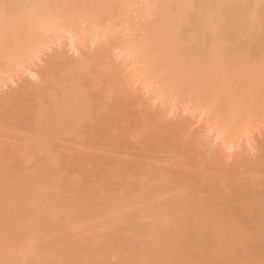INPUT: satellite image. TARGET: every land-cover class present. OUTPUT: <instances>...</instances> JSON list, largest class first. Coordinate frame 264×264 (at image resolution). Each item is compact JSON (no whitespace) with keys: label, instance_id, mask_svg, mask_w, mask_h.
Wrapping results in <instances>:
<instances>
[{"label":"bare ground","instance_id":"obj_1","mask_svg":"<svg viewBox=\"0 0 264 264\" xmlns=\"http://www.w3.org/2000/svg\"><path fill=\"white\" fill-rule=\"evenodd\" d=\"M65 36L0 95V264H264V146L227 162L147 106L263 129L264 0H0V84Z\"/></svg>","mask_w":264,"mask_h":264},{"label":"rangeland","instance_id":"obj_2","mask_svg":"<svg viewBox=\"0 0 264 264\" xmlns=\"http://www.w3.org/2000/svg\"><path fill=\"white\" fill-rule=\"evenodd\" d=\"M133 15H135V13L133 14ZM137 17V16H136ZM134 18V19H137V18ZM65 38H66V40L64 39V37H62V42H61V44H58L57 46H55L54 47V45H53V47L51 48V46H50V48L51 49H49L50 50V52H49V50H47L48 48H46V50L44 51L43 49L41 50V51H39V52H41V54H40V58H38V60L36 61L35 60V62H34V64L32 63V65H29L28 67L31 69H29V68H24L25 69V72L26 73H29V75L28 74H25V72H24V74H21V73H18L17 74V76L14 78V76L12 75L11 77L12 78H10V80L11 81H9V80H5V82H6V84H5V82L4 83H2V84H0V95L3 97L4 96V98L6 97V96H8L5 92L8 90H10V89H15V87L17 86L18 88H19V84L18 83H20V84H22L23 83V81H19L20 80V76H21V79H22V77H23V79H24V77H25V79L27 80V82L30 80V82H32L34 79L36 80V82L35 83H37V81H38V79L40 78V76H38V74H39V71H41L42 69L40 68V67H43L52 57H50V56H52V55H54L55 53H57V51L59 50V52L58 53H60V51L62 52V53H64L63 51L65 50V53L64 54H62L61 53V55H65V56H67L66 58H71V56H72V59H73V57H74V59H75V57L76 56H78V54L80 53V54H82L83 52H85L87 49H86V47L84 48V46H83V48H81V44L79 45L78 44V46H79V49L77 48V46H75V48H77L78 50H76L75 48H74V46L72 47V46H70V45H73L74 43H72V42H70L69 43V39H67V36H65ZM66 41V42H63V41ZM60 41V40H59ZM68 41V42H67ZM90 43H92V44H90V45H88V47H90L91 45H93L91 48H93V50L95 49V47H97V46H95L93 43L95 42H91V41H89ZM58 43H60V42H58ZM62 43H63V45H62ZM67 43H69L70 45H66ZM72 43V44H71ZM86 44H84L85 46H87V44H88V42H85ZM76 45V44H75ZM83 45V44H82ZM97 45V44H96ZM61 48H60V47ZM64 46V47H63ZM95 46V47H94ZM63 47V48H62ZM72 47V48H71ZM58 48V49H57ZM60 48V49H59ZM91 48H90V50H91ZM64 49V50H63ZM84 51H83V50ZM56 50V51H55ZM93 50H91V51H93ZM52 51H53V53H52ZM54 51H55V53H54ZM81 51H83L82 53H81ZM89 51V50H88ZM38 52V53H39ZM43 53V54H42ZM46 53V54H45ZM51 53H52V55H51ZM117 53V52H116ZM49 54V55H48ZM79 54V57L81 56ZM114 55L115 53H111L110 55ZM46 55V56H45ZM48 56V57H47ZM116 56V55H115ZM38 57H39V54H38ZM79 57H76V58H79ZM112 57V56H111ZM117 58L116 59H120V58H118V55L116 56ZM46 58H47V61H44V59L46 60ZM113 58H114V56H113ZM41 59V61H39ZM73 59V60H74ZM115 59V58H114ZM115 59V60H116ZM113 60V59H112ZM45 62V63H44ZM114 62V61H113ZM41 64V65H40ZM44 64V65H43ZM135 66V65H134ZM127 67L128 66H126V69H127ZM130 67H131V70H132V68H133V64L132 65H130ZM29 70L31 71V72H29ZM130 70V71H131ZM24 71V70H23ZM23 71H21L22 73H23ZM28 71V72H27ZM129 71V67H128V69L126 70V72L127 73H129L128 72ZM125 72V74L126 75H131V74H127ZM30 73L32 74L33 73V75H30ZM36 74V75H35ZM26 75H27V77L28 78H26ZM129 77H131V76H129ZM37 78V79H36ZM16 79H19V80H16ZM22 79V80H23ZM24 79V80H25ZM13 80V81H12ZM14 80H16V82L14 81ZM17 81H19L18 83H17ZM135 81V80H134ZM137 81V80H136ZM26 81L24 82V83H27ZM29 82V83H30ZM33 83V82H32ZM31 83V84H32ZM35 83H33V84H35ZM135 83V82H134ZM14 84H16V85H14ZM19 86H18V85ZM30 84V85H31ZM136 84V83H135ZM133 84L134 86V89H136V88H138V86H140V88H138L137 90H136V92L138 93L139 91H144L145 89H143L142 87H141V85H140V82H138V84ZM102 86V85H101ZM136 86V87H135ZM10 88V89H9ZM18 88L17 89H15V90H17L18 91ZM102 88H103V86H102ZM141 88L143 89V90H141ZM99 89V88H98ZM100 89H101V87H100ZM96 91H97V88L95 89ZM5 91V92H4ZM12 92H11V94H13V93H15V92H13V90H11ZM16 91V92H17ZM101 90H99V92H100ZM147 91V90H146ZM145 91V92H146ZM10 92V91H9ZM8 92V93H9ZM98 92V93H99ZM5 93V94H4ZM10 94V93H9ZM146 96H145V95ZM151 95H152V92H150V91H147V93H142L141 94V98L142 99H140V100H143L144 101V98L145 97H147V98H149V96H150V98H151ZM0 96V102H1V97ZM147 98L145 99V100H147ZM147 101H149V103H150V100H147ZM144 102H146V101H144ZM149 103H147L148 105V108L150 107V109H151V111H156V112H158V111H164V112H166V118H167V120L169 119L171 122H174V121H177L178 120V122H180V123H182L184 126H185V122H184V120L186 121V122H188L187 123V125H188V128H185V129H188V130H190L189 132L190 133H196V132H198V131H202L203 132V134H204V136H205V139L210 143V146H209V148H218V149H220L222 152H223V154H225L226 155V159H227V162H232L233 160H234V157H236V156H242V155H244V156H246L247 158L249 157L248 156V154H246L247 152H250V158L251 157H253V158H251V159H254L255 158V161L258 159V155H260L261 153L259 152L260 150L259 149H256V148H261V147H263L264 146V126H263V129H262V125H259L260 127H256V128H254V131L252 130V131H250V132H248V133H246L245 135H244V133L243 134H241L240 135V137L238 138V143H236L234 146H232V147H226L225 145H219L220 143H221V139L217 136V133H216V131L214 130V129H210L209 127H207L208 126V123H209V121H208V119H207V115H205V114H200V113H191V111L188 113V112H186L185 113V115H183V113H181L180 111H183V110H181V108H176V110L174 111V113L172 112V111H168L167 109V105H165L164 103H162L160 100H152V98H151V106H149L150 104ZM170 112V113H169ZM184 112V111H183ZM188 113V114H187ZM0 114H1V111H0ZM182 114V115H181ZM187 114V115H186ZM189 115V116H188ZM180 116H181V118H180ZM184 116V117H183ZM2 117V115H0V118ZM132 118V116H130V119ZM133 119V118H132ZM184 119V120H183ZM128 120H129V117H128ZM132 121V120H131ZM134 121V120H133ZM187 125H186V127H187ZM199 128V129H198ZM261 128V129H260ZM16 133V132H15ZM17 133H19V132H17ZM250 135V136H249ZM134 143V142H133ZM135 144V143H134ZM258 144V145H257ZM131 145H132V143H131ZM131 145L129 146V147H127V148H123L122 149V152L124 151L125 153H128V154H148V155H150V153H145V151L144 150H142L141 148H140V145L139 144H135V146L134 147H131ZM96 147V146H95ZM95 147H92V148H94V149H91V147L89 148L90 149V151L89 152H91L92 150V154H93V152H94V154H95V156L97 155V153H98V151H99V154L97 155L98 157H100V156H110L111 154L110 153H112V155H114V149H112V150H110V149H103V148H100L99 147V149H98V147L97 148H95ZM250 148V149H249ZM264 148V147H263ZM96 149V150H95ZM101 149V150H100ZM246 149H247V151H246ZM256 149V150H255ZM262 149V148H261ZM103 150V151H102ZM105 150V151H104ZM250 150V151H249ZM97 153H96V152ZM102 151V152H101ZM111 151V152H110ZM108 152H109V154H108ZM259 152V153H258ZM261 152H263V151H261ZM102 153H103V155H102ZM107 153V154H106ZM162 153V152H161ZM160 152H155L154 153V157H157V156H160V158H163V159H165V158H167L166 160H168V159H171V157L169 156L170 154L169 153H167L166 154V152H165V154L164 153H162L161 154ZM106 154V155H105ZM258 154V155H257ZM111 155V156H112ZM252 155V156H251ZM94 156V155H93ZM165 156H167V157H165ZM258 156V157H257ZM97 158V157H96ZM127 158V157H126ZM250 158H248L249 160H250V162L251 163H254L255 161H253V160H251ZM257 158V159H256ZM253 161V162H252ZM153 162V161H152ZM99 200V199H98ZM101 200V202H104V200L102 201V199H100ZM160 202L162 203L163 202V199L162 200H160ZM44 244H46L45 243V241L43 242ZM71 243V242H70ZM42 244V243H41ZM44 244H42V245H44Z\"/></svg>","mask_w":264,"mask_h":264}]
</instances>
